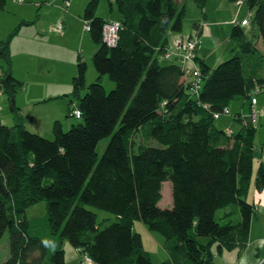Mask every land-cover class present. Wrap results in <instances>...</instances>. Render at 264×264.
I'll return each instance as SVG.
<instances>
[{
	"label": "trees",
	"instance_id": "16d2710c",
	"mask_svg": "<svg viewBox=\"0 0 264 264\" xmlns=\"http://www.w3.org/2000/svg\"><path fill=\"white\" fill-rule=\"evenodd\" d=\"M191 1L199 9L206 4ZM243 1L252 10L254 36L264 43V0ZM6 2L0 0V10ZM186 2L108 0L117 16L105 19L96 14L98 0H90L82 17L97 46L92 60L98 75L86 85L85 63L78 62L73 96L80 122L64 130L55 120L47 138L21 122L6 125L0 119V240L8 237L0 264H63L65 241L84 255V264L86 257L91 264H151L134 229L136 219L164 237L171 260L161 264H216L217 254L247 243L256 129L241 124L244 111L232 112L230 102L244 98L246 111L254 98L257 109L254 94L264 88V76L257 74L264 56L240 21L230 35L236 54L215 67L199 59L198 37L192 35L180 40L194 43L199 75H192L180 55L166 58L175 43L169 35L183 31ZM111 21L120 26L112 45L102 39ZM0 69V88L11 99L22 83L10 73L2 41ZM103 76L114 83L109 91ZM222 116H232L239 128H219ZM106 136L110 140L98 157L97 144ZM166 181L171 201L163 208ZM254 184L264 186L261 166ZM40 201L46 204L44 231L54 242L50 253L26 217ZM90 207L114 216L98 222Z\"/></svg>",
	"mask_w": 264,
	"mask_h": 264
},
{
	"label": "rangeland",
	"instance_id": "374dc122",
	"mask_svg": "<svg viewBox=\"0 0 264 264\" xmlns=\"http://www.w3.org/2000/svg\"><path fill=\"white\" fill-rule=\"evenodd\" d=\"M69 1L70 4L65 6V0H25L23 3L7 0L5 7L0 10V43L1 41L7 42L9 67H14L16 76L21 79L23 84V88H20L11 99L0 88V119L4 124L13 125L18 121L23 123L30 132L52 138V130L50 134L44 133L45 128L47 127V130H49L50 127L49 123L46 125L45 118L49 117L54 118V121H61L64 130L80 122V119L72 117L69 112L67 114L66 108L61 105L64 103L67 107V104L77 101V98L73 96V78L77 75L78 62L85 63L86 85L96 81L98 73L94 68L92 57L97 46L92 41L89 31L85 30L82 17L83 9L90 0ZM235 2L239 6L244 3L243 0ZM236 3L234 4L237 5ZM213 4L214 0H209V5L213 7ZM192 5L189 7V18H184L183 32L191 29L190 20L197 15V7L194 4ZM245 8H247L246 5L240 7L239 15L246 14V18L251 20L252 10L247 14ZM208 9L214 11L215 14L218 13L214 9ZM96 14L107 18L117 16L115 10L109 9L108 0H98ZM65 15L68 17H65ZM23 18L25 21H20ZM26 21L28 22L26 23ZM59 25H61V28L58 27ZM116 31L119 33L120 28H117ZM115 35L117 37L118 34L115 32ZM32 41L34 45L31 44ZM179 47H182V45H179ZM38 49L40 53L26 51ZM193 55L195 56V53ZM232 55H229V57ZM190 61H194L199 70L196 56L194 59L191 58ZM1 73L0 69V75ZM101 82L106 91L114 87V83L107 76H104ZM0 84H3L1 79ZM84 93L85 90H82L80 94L83 95ZM254 96L257 100L264 101V88L261 92L255 93ZM31 98L38 100L32 103L30 102ZM244 101V98L241 97L233 99L230 102L232 112L235 110L233 104L236 102L237 104L244 103ZM242 105L244 106V104ZM69 108L70 110L73 109L74 104H70ZM243 111L240 115L241 124L244 126L250 124L256 129L254 142L258 145V141L264 138L263 119L261 122H257L258 125H254L253 115L255 112L249 107L246 111L245 109ZM255 111L260 116L264 115V112L260 113L259 109H255ZM230 117L232 118V116ZM109 140L110 136H106L98 142L96 147L98 157L102 155ZM254 162L258 165L257 159ZM254 178L255 175L253 180ZM170 195V182L166 181L162 187V198L159 206L169 207ZM90 208L96 212L98 222L103 218L114 216L110 212ZM26 217L35 233H39L46 241L48 253H50L54 249V242L49 239L50 236L44 231L47 225L45 202L40 201L30 206L26 211ZM134 229L141 235L143 247L150 254L151 264H161L166 258L171 260L169 253L163 246L164 237L162 235L150 231L137 219L134 220ZM63 248L65 250L63 264H82L84 255L74 249L68 241L63 243ZM224 252L226 253L225 256L228 253H233L232 260L238 257L237 250H224ZM6 253H8L7 234L0 240V263H2ZM215 262L216 264H224L220 257L215 258ZM256 264H264V258H258Z\"/></svg>",
	"mask_w": 264,
	"mask_h": 264
},
{
	"label": "crops",
	"instance_id": "0c3cea01",
	"mask_svg": "<svg viewBox=\"0 0 264 264\" xmlns=\"http://www.w3.org/2000/svg\"><path fill=\"white\" fill-rule=\"evenodd\" d=\"M24 1L25 0H15V2L17 3H23ZM237 1H240V0H237ZM191 2L193 1L187 0L186 2L187 11H186L185 19L189 18L190 16L189 7L193 6L192 4L196 6L194 2L193 3ZM234 3L236 2L232 0H226V1L214 0V4L212 7L209 5V0H206V4L204 8L199 9L196 6L197 15L194 16V18L190 20L191 29L187 32L182 31L181 34L171 33L169 35V40L173 42L178 38H182L183 36L182 34L198 37V40H197L198 46L196 50L197 56L199 57L200 60H204L209 66L215 67L220 61L229 57V55L236 54L238 50V48L236 47L235 41L230 35H231L233 27L242 26V25H239L238 23L247 17L246 14L242 16L239 15L240 7L242 8L246 5L247 8H245V13L248 14L250 12V9L248 5L246 4V2L242 3V5L240 6L237 3H236L237 5H235ZM68 4H70V1L68 2ZM208 8L214 9L218 13L215 14L214 11H211ZM65 17H68V16L65 15ZM104 18L108 19L107 17H104ZM251 20H248L247 24L243 25L242 27H244L246 30L251 29L253 33V37L257 39L256 40L257 47L264 56V43H262V41L259 38H256V36H254V33L256 32V28L251 24ZM20 21H25V19L23 18ZM183 26H184V22H183ZM31 44L34 45L33 41L31 42ZM26 51H36V53H40L39 49L38 50H26ZM9 70H10V73L16 79L21 81V79L16 76L17 74L15 73L14 67L12 68L9 67ZM257 74L264 76V60H263V66L262 68L259 69ZM103 78L104 76L102 77V80ZM22 88L23 87H21V89ZM37 100L38 99L36 98H31L30 102L34 103ZM70 104L76 105L77 101L76 102L72 101L71 103L67 104V107H66V104L64 103L61 106H63V108L65 107L67 110L70 107ZM240 104H237V102L233 104V106H235V110L233 111L234 113H237L245 109L242 103ZM257 109H259L260 113L264 112V101L260 99L257 100ZM262 119L264 122V115L259 117V121L261 122ZM45 121H46V125L47 123L50 124V127H49V130H47V127H46L44 130L45 131L44 133L50 134L52 130V122L54 121V118L48 117V118H45ZM216 125L219 128H227V129L231 128L234 131L239 128V124L235 120H233L231 117H228V116H222L220 119L216 120ZM263 141H264V138L258 141V145L255 144V149L253 152L254 153L253 176L256 174V171L258 167L260 166L262 167L264 171V152H262L261 150V144L263 143ZM255 159L258 160V165H256L257 163L254 162ZM247 198L251 203H253V206H254V213L251 219L247 243L240 250H239V247H236L233 250H229V251L237 250L238 257L235 260H232L233 253H228L227 256H225L226 253L224 251L221 254H217L215 258L220 257V259L223 261L224 264H256L258 258H262V257L264 258V186L261 189H258L254 184V180L252 179ZM160 246L162 245L160 244ZM162 248L164 247L162 246ZM82 264L84 263L82 262Z\"/></svg>",
	"mask_w": 264,
	"mask_h": 264
},
{
	"label": "built area",
	"instance_id": "2783aa9c",
	"mask_svg": "<svg viewBox=\"0 0 264 264\" xmlns=\"http://www.w3.org/2000/svg\"><path fill=\"white\" fill-rule=\"evenodd\" d=\"M248 20L249 19L241 20V24H247ZM234 22H236V21H234ZM58 27L61 28V25H59ZM119 27H120L119 23L115 22V21L105 23L104 31H103V41H105L106 43H108L110 45L115 43V41L117 39L115 32H116V34H118L116 30ZM179 45H182V47H179ZM171 53H176L177 55H180L181 63L185 66H188L192 75H195V76L199 75V70L196 67L194 61H192V62L190 61L191 58H193V59L195 58V56L193 55V53H195L193 42H186V41L180 40V38H178L174 43L173 49L167 50V52L165 54L166 58H168ZM195 55H196V53H195ZM252 101H253V104H252L251 110H253L256 113V114L254 113V115H253V123H254V125H256L255 121L258 117V112L255 111V109H256V107L254 106L255 99L253 98ZM68 112L72 117L79 118V116H80V110L76 106ZM224 112L228 113L227 109H225ZM218 116H219V114L215 115V118H217ZM85 260L87 261V264H91L90 259L88 257H86Z\"/></svg>",
	"mask_w": 264,
	"mask_h": 264
}]
</instances>
